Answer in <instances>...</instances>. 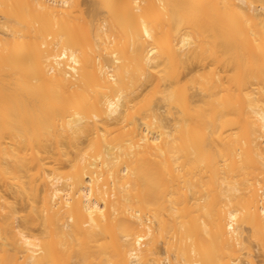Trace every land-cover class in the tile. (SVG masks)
Returning a JSON list of instances; mask_svg holds the SVG:
<instances>
[{
	"label": "bare ground",
	"instance_id": "1",
	"mask_svg": "<svg viewBox=\"0 0 264 264\" xmlns=\"http://www.w3.org/2000/svg\"><path fill=\"white\" fill-rule=\"evenodd\" d=\"M93 1L0 0V264H264V0Z\"/></svg>",
	"mask_w": 264,
	"mask_h": 264
},
{
	"label": "rangeland",
	"instance_id": "2",
	"mask_svg": "<svg viewBox=\"0 0 264 264\" xmlns=\"http://www.w3.org/2000/svg\"><path fill=\"white\" fill-rule=\"evenodd\" d=\"M92 2H93V4H94V2L95 1H93V0H84V4H83V7L84 8H86V9H92V7H91V5H92ZM103 12V11H102ZM103 14V13H102ZM104 15V14H103ZM102 15V16H103ZM255 63H256V61H255V56H253V59H252V61H251V64H250V66L248 67V69H247V71H246V82H247V84H248V88H249V90L251 91L252 89H254V88H256V84H257V79H256V69H255ZM223 70V69H222ZM225 70V69H224ZM225 75V74H224ZM222 85H223V87H226L227 86V79L226 78H224L223 80H222ZM254 253H255V258H256V260L258 261V262H260V260H261V262H262V260H263V256L261 255V253L259 252V250L255 247L254 248Z\"/></svg>",
	"mask_w": 264,
	"mask_h": 264
}]
</instances>
